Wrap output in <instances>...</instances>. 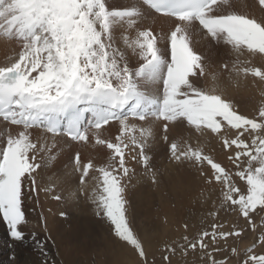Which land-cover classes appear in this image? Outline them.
Instances as JSON below:
<instances>
[{
	"label": "bare ground",
	"instance_id": "1",
	"mask_svg": "<svg viewBox=\"0 0 264 264\" xmlns=\"http://www.w3.org/2000/svg\"><path fill=\"white\" fill-rule=\"evenodd\" d=\"M58 1L64 0H0V78L3 72L12 69L26 75L25 87L11 104L10 117L6 120L0 117V139H8L6 144L12 152V139L28 138L27 150L31 158L35 157L36 150L50 158V166L43 175L31 173L36 192L26 188L28 172L13 159L0 164V187L10 188L5 192L6 203L9 211L13 207L18 210L22 228L26 230L33 225L40 212L50 241L58 232L68 234L54 239L62 243L60 238L70 242L71 235L77 238L80 233L85 236L89 232H108L106 227L102 228L104 225L97 227L100 219L115 217L110 224L114 229L119 218L132 224L143 212L139 206L132 209L126 182H138L130 184L137 189L134 191H140L143 185L155 188L160 184L156 183V177L155 184H147L153 174L139 172L130 152H123L119 176L111 172L112 166L107 163L103 166L91 164L92 168H86L82 164L90 157V151L86 150L97 145L95 152L99 153V147L111 140L113 133L123 125L125 129L126 125L147 126L153 127L155 138L150 152H154V146L158 148L156 137L165 134L175 140L170 148L173 160L178 161L179 156L184 155L188 161V153L200 152L206 164L211 162L220 172L223 167H230L227 162L231 155L227 152L236 148L234 141L238 136L231 129L226 140L222 132L211 128L219 119L216 114L226 109L240 118L245 104L251 106L264 100V86L257 83L252 67L247 74L240 69L243 65L253 66L256 34L249 32V46L245 43V47H240L243 45H239L242 42L238 38L233 39L232 51L225 45L228 35L221 32L225 28L226 11L234 0H210L196 18L159 13L145 0H71L75 9L68 14L69 24L60 19ZM201 20L206 24H198ZM224 52L228 54L225 61ZM185 59L191 67L184 65ZM261 61L264 62V56ZM258 71L264 74V66ZM76 81H80L83 88L71 101L70 110L78 115L80 132L76 139H69L63 125L69 116L63 97L72 92ZM35 99L42 101L35 103ZM194 106L196 108L191 110ZM177 113L182 119L175 117ZM97 115L105 118L95 125ZM163 120L168 124L166 132L160 131V125L150 123ZM194 120L202 125H190ZM136 122L139 124H133ZM35 163L41 165L38 159ZM184 164L189 165L168 163L164 174L173 177L176 168L182 169ZM205 172L206 183L211 174ZM210 179L212 184L222 180L220 176ZM114 181L118 186L111 196ZM51 182L60 186V197L46 203L44 191L49 188L46 184ZM15 187L19 190V204L14 203L12 189ZM214 191L205 190L201 199L215 197ZM34 195L38 198L36 201ZM159 200L160 213L165 216L171 209L170 200L165 197ZM35 203L41 207L37 206L34 212L32 204ZM8 206L3 204L0 214L1 210L7 211ZM65 221L70 224L63 225ZM109 241H106V262L122 264L123 259L128 258L126 254L122 256L126 248L114 250ZM6 252L5 247L0 249L3 255ZM20 252L19 249L15 251L18 257ZM54 252V260L58 261V252ZM2 262L5 263V257Z\"/></svg>",
	"mask_w": 264,
	"mask_h": 264
},
{
	"label": "rangeland",
	"instance_id": "2",
	"mask_svg": "<svg viewBox=\"0 0 264 264\" xmlns=\"http://www.w3.org/2000/svg\"><path fill=\"white\" fill-rule=\"evenodd\" d=\"M57 3L61 21L69 24L68 14H72L75 6L71 4V0L58 1ZM228 9L224 21L225 28L221 32L230 38H227L225 45L229 46L228 48L232 51L234 49L233 39L238 38L243 43H238L243 45L240 47L249 46L247 38L249 32L256 34L253 66L243 65L245 71L242 67L240 69L241 73L247 74L251 72L252 67L257 76V83L264 86V74L258 71V68L264 66V62L261 61L264 56V0H234ZM238 44L237 47H239ZM224 54L223 60L225 61L228 54L225 52ZM187 60L185 59L184 65L191 67L190 63L187 65ZM223 67L224 65L221 67L222 70H224ZM243 107L245 110L241 108L240 118H238L239 115H231L230 112L223 109L219 114H216L220 120L216 121L214 127L211 125V128L222 132L226 140L230 137L231 129L238 136L237 141H234L236 148H230L227 152L231 155L228 156L230 162H227V166L230 167L228 169L223 167L220 172L219 169L217 170V166L212 167L211 162L208 161L209 163L206 164L207 160L200 152L188 153V161L184 155L179 156L178 161L173 160L174 154L170 148L175 140L165 134H159L156 137L155 145L157 144L158 148L154 146V152H150L155 138L153 127L147 126L126 125L127 129H125L123 125L118 132L113 133L112 139L107 141L108 143L104 142L99 147V153L95 152L98 149L97 145L85 151H90V154L88 153L90 157L82 163L86 168H92L91 164L103 166L107 163L112 166L111 172L117 173L119 176H121L120 170L123 166L119 161L124 159L123 152H130L133 156V165L138 167V171H148L153 174L151 181L147 180V184H152V182L155 184L157 180L156 183H160L155 188L143 185L142 190L134 191L137 189L131 187L130 184L138 182L131 180L126 182L132 209L139 206L143 212L140 220L137 218L138 221L136 219L132 222L133 225L129 220L119 218L115 222L116 229H114L110 224L115 217L100 219V224L98 223L97 227L100 228L104 225L102 228L106 227L108 232H89L85 236L80 233V235L77 234V238L76 235H71L70 242L60 238L62 243H57L58 240H54L55 238L62 235L68 236V234L58 232V236L50 241L49 233L44 230L42 225L44 222L40 220V212L35 216L37 221H34L33 225L30 224L26 230L22 228L23 221L18 210L13 207L9 211L10 208L6 203L5 192L10 191V188L0 187V207L3 204L8 206L7 211L1 210L0 214V249L5 247L7 250V255L0 253L1 258L5 257L4 264H70L72 261L75 262L72 264H108L104 257L107 252L106 241L109 240L111 248L114 247V250L120 247L126 248L122 256L126 254L128 258H124L122 264H264V100L254 105L252 103L251 106L245 104ZM195 108L196 106L190 109ZM175 117L182 119L178 113ZM195 118L198 117L195 116ZM150 123L160 125L161 132H166L168 128V124L164 120L161 122L162 124L152 121ZM190 125L200 126L202 124L198 120H194ZM194 130L201 132L205 129ZM0 142V158L2 159V161L0 159V164H5L9 159L17 161L18 165L28 172L25 178V182L28 183L26 188L34 193L35 186L31 180V173H36L38 176L43 175L50 166L49 156H42L36 150L35 157L31 158L27 150L28 138L12 139L10 142L13 145L12 152L10 145L6 144L8 143L7 138L0 139ZM35 159L41 161L40 166L35 163ZM178 162H185L189 165L184 164L182 169L176 168V174L168 178L164 174L167 172V164ZM206 170L212 176L210 175L205 183L203 177H205ZM101 175L104 176L102 173ZM214 176L217 178L220 176L222 180H219L218 184H212L209 180H212L210 178ZM114 182L115 186H111V196L118 186L116 181ZM128 183L129 185H127ZM202 183L205 185L203 186ZM46 186L49 187L44 191L45 196L47 195L46 203L57 201L60 197L58 196L60 186L53 182ZM205 190H215L217 195L204 201L201 197L203 198ZM12 193L15 197L14 203L19 204L18 188H13ZM163 196L170 200L171 206V209L168 210L169 213L165 216L160 213L161 200L159 199H163ZM37 199L35 196L34 200ZM37 206L41 207V204H32L34 212L37 211ZM60 218L63 219V217ZM14 219L15 221H12ZM64 224L69 225L70 222L65 221ZM144 230L146 233L142 232ZM65 239L67 240L66 237ZM88 239L90 240L88 241ZM23 246H27L28 250ZM64 247L68 249H64ZM18 249L22 251L19 257L15 253ZM54 250L58 252V261L54 260ZM131 259L134 262H131ZM64 260L65 262H63ZM2 261L0 264L3 263Z\"/></svg>",
	"mask_w": 264,
	"mask_h": 264
}]
</instances>
